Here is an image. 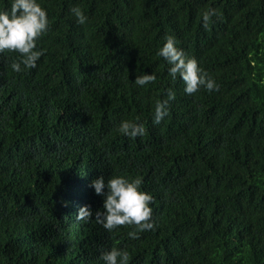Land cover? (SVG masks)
<instances>
[{
  "label": "trees",
  "instance_id": "16d2710c",
  "mask_svg": "<svg viewBox=\"0 0 264 264\" xmlns=\"http://www.w3.org/2000/svg\"><path fill=\"white\" fill-rule=\"evenodd\" d=\"M37 2L49 21L37 66L15 72L20 54L0 53V264H104L113 248L128 264H264V0ZM166 36L218 91L185 93L157 55ZM145 74L156 81L136 85ZM124 120L145 135L119 132ZM101 175L142 178L154 230L95 222Z\"/></svg>",
  "mask_w": 264,
  "mask_h": 264
},
{
  "label": "clouds",
  "instance_id": "9594fccd",
  "mask_svg": "<svg viewBox=\"0 0 264 264\" xmlns=\"http://www.w3.org/2000/svg\"><path fill=\"white\" fill-rule=\"evenodd\" d=\"M71 11L78 23H86L87 17L80 8L76 7ZM214 15H216L215 10H207L202 14L205 28ZM48 26L47 12L37 0H12L10 10L0 11V53L15 52L21 57L18 62L12 63L13 71L21 72L23 70L21 64L25 68L37 66V61L44 55V50H36L37 42L48 31ZM165 41L157 55L164 58L170 65L169 75L173 80L177 76L183 80L186 94L192 95L201 87L209 92L219 90L215 81L198 66L197 60L187 57L184 51L176 46L177 41L174 37L166 36ZM155 81V74H145L138 76L135 84L143 87ZM173 100H175V92L169 89L166 99L156 101L153 124H160L169 115L170 101ZM118 131L130 138L145 135V128L142 124L129 120L122 121ZM141 185V177L116 176L109 178L107 184L103 175L93 180L91 187L95 189V194L105 196L104 211L95 212V222L108 231L120 226L134 225L135 231L128 233L132 239H138L140 232L154 230L153 209L150 207L154 203V198L141 191ZM105 187L108 189L106 195ZM92 217L93 212L88 206H84L79 209L76 220L89 223L93 220ZM101 259L104 264H128L129 253L113 248L103 253Z\"/></svg>",
  "mask_w": 264,
  "mask_h": 264
}]
</instances>
